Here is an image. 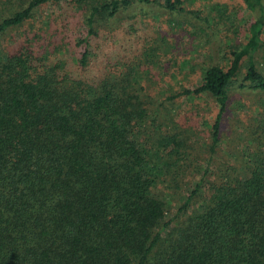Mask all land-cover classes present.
<instances>
[{
	"label": "trees",
	"instance_id": "16d2710c",
	"mask_svg": "<svg viewBox=\"0 0 264 264\" xmlns=\"http://www.w3.org/2000/svg\"><path fill=\"white\" fill-rule=\"evenodd\" d=\"M58 1L27 0L0 17V34L23 35L12 50L0 40V264H264V141L237 172L197 178L177 210L185 213L205 189L198 207L183 218L167 216L158 184L177 176L169 174L177 166L169 159L181 156L182 142L157 129L156 117L146 123L148 95L137 78L149 55L96 75L83 72L84 50L81 72L70 68L24 27L34 9ZM163 1L183 9L179 0ZM243 1L259 13L247 40L230 50L228 66L208 64L196 86L174 93H205L216 102L211 146L244 54L242 79L264 89L251 57L261 44L263 8L260 0ZM128 4L90 0L86 35H94L97 19Z\"/></svg>",
	"mask_w": 264,
	"mask_h": 264
},
{
	"label": "rangeland",
	"instance_id": "374dc122",
	"mask_svg": "<svg viewBox=\"0 0 264 264\" xmlns=\"http://www.w3.org/2000/svg\"><path fill=\"white\" fill-rule=\"evenodd\" d=\"M26 1L0 0V17L24 6ZM89 1L42 4L34 9L24 27L62 54L69 67L79 72L82 66L77 61L84 50L83 72L96 75L117 72L127 62L144 60V52L149 55L150 62L143 61L137 68L141 93L148 95L146 123L156 117L157 129L176 133L182 142L181 156L169 159L177 164L169 174L174 170L177 176H165L158 189L166 192V215L183 218L193 205L198 207L201 194L207 193L205 189L195 192L193 197L198 198L185 208L186 212L177 210L197 178L202 176L207 182L216 174L237 172L248 163L253 148L264 141V89L251 87L242 79L247 59L244 54L228 86L218 140L213 146L210 124L217 111L216 102L205 93H174L196 86L202 68L208 64L226 68L230 50L247 40L249 24L259 12L248 9L243 0H179L177 5L183 8L180 11L165 8L163 0H129L113 16L97 19L94 35H86L83 17L89 10ZM260 2L264 14V0ZM262 21L258 35L261 44L251 57L264 74V18ZM24 27L19 31L26 30ZM0 40L12 50L23 35L8 29L0 34Z\"/></svg>",
	"mask_w": 264,
	"mask_h": 264
}]
</instances>
